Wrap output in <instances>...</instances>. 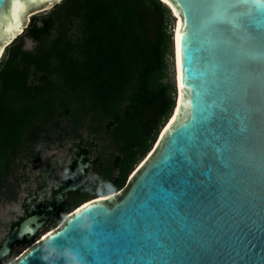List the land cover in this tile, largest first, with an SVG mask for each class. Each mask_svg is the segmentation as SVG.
I'll return each mask as SVG.
<instances>
[{
  "label": "water",
  "instance_id": "95a60500",
  "mask_svg": "<svg viewBox=\"0 0 264 264\" xmlns=\"http://www.w3.org/2000/svg\"><path fill=\"white\" fill-rule=\"evenodd\" d=\"M43 1L22 0L14 12L12 0H0V30L24 6ZM170 1L183 33L178 117L155 145L177 105L172 13L174 104L149 155L119 192L76 206L8 264H264V57L230 63L223 53L209 55L195 7L202 0ZM76 165L78 177L63 191L88 180L82 155ZM35 222L27 217L12 228L0 260L13 242L32 238Z\"/></svg>",
  "mask_w": 264,
  "mask_h": 264
},
{
  "label": "trees",
  "instance_id": "16d2710c",
  "mask_svg": "<svg viewBox=\"0 0 264 264\" xmlns=\"http://www.w3.org/2000/svg\"><path fill=\"white\" fill-rule=\"evenodd\" d=\"M171 11L162 0H59L30 16L0 56L2 200L17 198L18 169L38 159L40 142L73 140L67 183L77 179L81 155L87 174L94 171L91 182L68 191L46 227L125 185L174 104ZM31 242H15L0 264Z\"/></svg>",
  "mask_w": 264,
  "mask_h": 264
},
{
  "label": "snow or ice",
  "instance_id": "6c2138e0",
  "mask_svg": "<svg viewBox=\"0 0 264 264\" xmlns=\"http://www.w3.org/2000/svg\"><path fill=\"white\" fill-rule=\"evenodd\" d=\"M21 6L22 0H12L14 12ZM195 7L200 12V28L210 45L209 55L223 53L230 63L244 57H264V0H202ZM182 37L183 33L177 29L178 64ZM239 70L248 74L244 67ZM180 86H185L182 79Z\"/></svg>",
  "mask_w": 264,
  "mask_h": 264
},
{
  "label": "rangeland",
  "instance_id": "374dc122",
  "mask_svg": "<svg viewBox=\"0 0 264 264\" xmlns=\"http://www.w3.org/2000/svg\"><path fill=\"white\" fill-rule=\"evenodd\" d=\"M55 1H51L49 3H42L36 4L38 9L34 13H38L40 11H45L49 9ZM35 7H29L25 13L23 14V22L25 24L28 23L30 14L27 16L29 12H31ZM3 37V36H2ZM4 41L0 38V44ZM35 44V41L29 37H25L24 39V47L25 48H32ZM170 70L173 71V64H170ZM90 140V137H88ZM73 140L66 139L62 143H45L40 142L36 146V150L38 151V159L35 162H28L27 160H23L22 164L24 166L19 167L18 176L20 177V191L15 200H2L0 198V243L8 231V227L10 221L13 218L21 215V205L24 203L26 197H30L33 192L38 188L37 184L39 181L43 180V188L41 189L43 192L39 194L38 198L46 197L49 195L50 189L59 186L66 180H69V175L67 172V168L70 162L71 155L75 148H72ZM96 150L94 147L91 151V156L94 157ZM140 164V163H139ZM138 166V165H137ZM137 167L135 166L134 169L129 174L128 178L135 171ZM94 178V171L91 169L88 173V180L87 182H91ZM128 180V179H127ZM127 185V181L123 187ZM122 187V188H123ZM121 188V189H122ZM120 189V190H121ZM118 190L117 192H119ZM102 194V193H100ZM112 193H108L107 196ZM96 196L94 198H97ZM91 198V199H94ZM90 200V199H89ZM83 204V203H82Z\"/></svg>",
  "mask_w": 264,
  "mask_h": 264
},
{
  "label": "flooded vegetation",
  "instance_id": "af4514ba",
  "mask_svg": "<svg viewBox=\"0 0 264 264\" xmlns=\"http://www.w3.org/2000/svg\"><path fill=\"white\" fill-rule=\"evenodd\" d=\"M88 166L89 163L87 162L86 170ZM67 172H68V168H67ZM42 181L43 180L39 181V183L37 184L38 188L35 190V192H33L30 197H26L24 203L20 207L22 212L21 215L17 216L16 218H13L10 221L8 231L4 235L3 239L12 230L14 226L21 223L27 217H36V222H40V225L37 227L36 232L32 235L31 239H28L27 237L23 238V239H28L32 242L37 238H39L41 235L46 234L49 230H51L53 227L57 225L55 224V226L46 227L50 218H55L59 214V212L62 210V203L69 197V192H68L69 190L63 191V188L67 185V180L61 183L59 186L50 189L48 196L38 198L39 194L43 192L41 190L43 188ZM60 193H62L61 196ZM77 205L67 210V212H63V214L60 215V218L57 223H59L62 220V218L65 217L69 212H72ZM36 222L33 223V225H36ZM15 242H13V244Z\"/></svg>",
  "mask_w": 264,
  "mask_h": 264
},
{
  "label": "bare ground",
  "instance_id": "6f19581e",
  "mask_svg": "<svg viewBox=\"0 0 264 264\" xmlns=\"http://www.w3.org/2000/svg\"><path fill=\"white\" fill-rule=\"evenodd\" d=\"M51 0H45V1H43V2H34L33 3V7H35V8H33V9H31L32 11L31 12H29L28 14H27V16H29L30 14H32V13H34V12H36L37 11V9H38V6H35L36 4L38 5H40L41 3H46V2H50ZM170 8H171V10H172V13L175 15V20H174V23H175V25H174V30H173V32H174V35H175V60H177V49H176V36H177V29H180V25H181V15H180V13H179V10L176 8V6L170 1V0H167V2H166V0H163ZM26 7H27V5L26 6H24L21 10H19L15 15H13L12 16V18L4 25V27L0 30V35L1 36H3L4 37V41H3V43L2 44H0V56H1V54H2V52H3V50H4V48H5V45L7 44V43H9L10 42V40L11 39H13L14 37H15V35L17 34V33H19L21 30H22V28H23V21H22V18H23V14H24V12H25V10H26ZM177 68H178V71H177V86H178V92H177V105H176V107H175V110H174V113H173V115L171 116V118L169 119V121H168V123L165 125V127L163 128V130L161 131V133H160V135H159V137H158V139H157V141L155 142V145H157V143H158V141L163 137V135H164V133L166 132V130L172 125V123L176 120V118L178 117V113H179V110H180V107H181V104H182V100H183V93H182V88H181V84H180V80H179V64H178V61H177ZM155 145H154V147H155ZM149 153H150V151L147 153V155H149ZM146 156V155H145ZM144 156V157H145ZM143 157V158H144ZM144 160L145 159H141V161L136 165L137 166V168L139 167V166H141L142 165V163L144 162ZM136 168V169H137ZM135 169V170H136ZM104 195H106V194H104ZM114 195V193L113 194H109V195H107V196H99V197H97V198H95L94 200H96V199H105V198H107V197H112ZM94 198V197H93ZM94 200H89V201H94ZM88 200L87 201H85L83 204H81V205H79L77 208H76V210L77 209H79L80 207H82V206H84L85 204H87L88 202H89ZM76 210H74V211H76ZM73 213V212H72ZM52 231V230H51ZM51 231H49V232H51ZM47 234V233H46ZM46 234H44L41 238H43V237H45V235ZM40 238V239H41Z\"/></svg>",
  "mask_w": 264,
  "mask_h": 264
},
{
  "label": "built area",
  "instance_id": "2783aa9c",
  "mask_svg": "<svg viewBox=\"0 0 264 264\" xmlns=\"http://www.w3.org/2000/svg\"><path fill=\"white\" fill-rule=\"evenodd\" d=\"M70 213H71V212H69L67 215H69ZM67 215H66V216H67ZM66 216H65V217H66ZM65 217H63L62 220H61L59 223H57V225H56L55 227H53L51 230H54V229L57 228L59 225H61V224L63 223ZM51 230H49V231H51ZM49 231H48V232H49ZM43 235H44V234H43ZM43 235H41L39 238H37L36 240H34L30 245H32V244H34L35 242H37V241H38ZM30 245H29V246H30ZM29 246L25 247V248H24V249H23L18 255H20L22 252H24ZM18 255H17V256H18ZM17 256H16V257H17ZM16 257H15V258H16ZM8 263H9V262H8ZM8 263H7V264H8Z\"/></svg>",
  "mask_w": 264,
  "mask_h": 264
}]
</instances>
